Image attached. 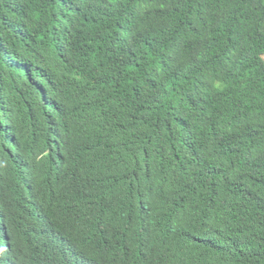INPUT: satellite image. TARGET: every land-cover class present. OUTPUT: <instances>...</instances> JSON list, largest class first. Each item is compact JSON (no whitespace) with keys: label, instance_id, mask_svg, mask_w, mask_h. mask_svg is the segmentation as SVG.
<instances>
[{"label":"trees","instance_id":"16d2710c","mask_svg":"<svg viewBox=\"0 0 264 264\" xmlns=\"http://www.w3.org/2000/svg\"><path fill=\"white\" fill-rule=\"evenodd\" d=\"M0 264H264V0H0Z\"/></svg>","mask_w":264,"mask_h":264},{"label":"clouds","instance_id":"9594fccd","mask_svg":"<svg viewBox=\"0 0 264 264\" xmlns=\"http://www.w3.org/2000/svg\"><path fill=\"white\" fill-rule=\"evenodd\" d=\"M3 235H6L7 237H10V235L8 233H5V232L3 233Z\"/></svg>","mask_w":264,"mask_h":264}]
</instances>
